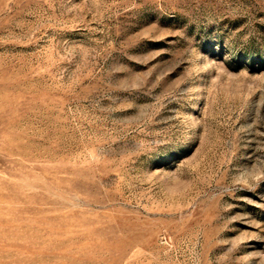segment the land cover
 Here are the masks:
<instances>
[{
	"label": "rangeland",
	"instance_id": "rangeland-1",
	"mask_svg": "<svg viewBox=\"0 0 264 264\" xmlns=\"http://www.w3.org/2000/svg\"><path fill=\"white\" fill-rule=\"evenodd\" d=\"M0 264H264V0H0Z\"/></svg>",
	"mask_w": 264,
	"mask_h": 264
}]
</instances>
